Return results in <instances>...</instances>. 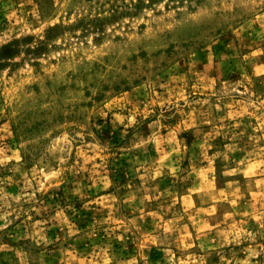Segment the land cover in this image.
Returning <instances> with one entry per match:
<instances>
[{
  "label": "rangeland",
  "instance_id": "rangeland-1",
  "mask_svg": "<svg viewBox=\"0 0 264 264\" xmlns=\"http://www.w3.org/2000/svg\"><path fill=\"white\" fill-rule=\"evenodd\" d=\"M0 264H264V0H0Z\"/></svg>",
  "mask_w": 264,
  "mask_h": 264
}]
</instances>
